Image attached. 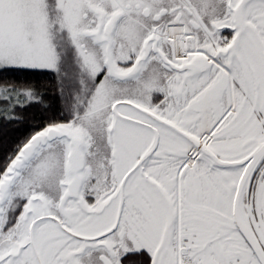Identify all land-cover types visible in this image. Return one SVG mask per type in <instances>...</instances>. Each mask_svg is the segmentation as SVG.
<instances>
[{
  "label": "snow or ice",
  "instance_id": "obj_1",
  "mask_svg": "<svg viewBox=\"0 0 264 264\" xmlns=\"http://www.w3.org/2000/svg\"><path fill=\"white\" fill-rule=\"evenodd\" d=\"M0 264H264V0H0Z\"/></svg>",
  "mask_w": 264,
  "mask_h": 264
}]
</instances>
